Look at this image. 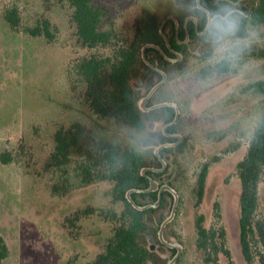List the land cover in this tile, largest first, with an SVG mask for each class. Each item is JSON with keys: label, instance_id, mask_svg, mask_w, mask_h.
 I'll use <instances>...</instances> for the list:
<instances>
[{"label": "trees", "instance_id": "obj_1", "mask_svg": "<svg viewBox=\"0 0 264 264\" xmlns=\"http://www.w3.org/2000/svg\"><path fill=\"white\" fill-rule=\"evenodd\" d=\"M247 1L250 5L245 6V14L235 13L229 17L234 21L232 25L222 17L230 9L229 0H202V4L215 16L214 30L224 24L232 36L242 38L248 35L250 27L264 24V0H242V3ZM171 3L177 8L171 13L179 23L178 34L174 19H167L163 25L171 15L161 19L157 14L144 10L126 40L120 38L113 25L107 24L109 12L95 0H5L0 7V19L14 36L43 41L48 45L56 44L62 32L71 37L75 58L71 59L65 70L67 94L66 100L60 101L62 109L68 113L62 117L60 124L59 111L44 114L46 119L56 124L52 131L53 150L44 169L52 178L53 194L58 196L94 184L110 185L115 207L100 209V215L112 222L113 232L106 240L104 249L87 264H167V259L159 252L162 249L159 245L164 246L159 238V230L166 216L163 213L156 215L159 209L166 207L167 199L163 198L159 208L141 209L139 206L157 201V191L131 192L130 197L138 206L128 196L132 189L149 187L150 180L143 174L144 168L163 166L155 148L162 143L175 141L167 137L162 129L154 128V122L162 119L167 123L172 120L173 107L163 106L145 111L139 106V100L154 85L156 76L162 77L147 61L164 70L170 78L172 69L181 71L185 68L192 47L202 48L199 55L202 59L210 57L213 50V34L208 31L202 36L196 30L197 24L199 30H203L208 21L206 11L198 7L197 0H171ZM190 16L199 22L196 24V20L190 19ZM162 26L168 42L161 32ZM187 31L190 42L179 43V39L187 37ZM150 44L159 48L146 47V61L143 48ZM102 49L105 52H100ZM172 49L183 55L180 62L171 63L166 58L176 57ZM215 68L219 72L234 69L228 59L211 70ZM202 72L207 74L206 68ZM243 91L262 96L263 114L249 140L247 152L238 164L241 182L240 245L247 264H255L256 260L264 264V218L258 213L260 184L264 176V79L246 84ZM163 100L158 99L160 102ZM179 123L169 127L168 132L175 131ZM123 127L132 132L126 135L128 138L124 141L118 135ZM25 139L22 134L18 144H23ZM185 141L163 148L161 154L173 153L175 158L168 162L167 169L148 170L147 175L156 180L165 176L161 184L174 187L175 180L185 173L177 160V152L184 149ZM239 146L233 143L223 153L234 151ZM221 159L222 156L214 155L201 165L195 187L196 205L199 206L205 197L212 163ZM15 160L14 149L0 150L2 163ZM151 197L152 200L149 199ZM118 204L121 205L120 209L116 208ZM214 209L216 215L220 216L217 202ZM92 211L94 208L88 207L74 212L66 218L68 226H76L82 214L87 215ZM204 221L203 214L196 215V245L204 252L206 263L221 264L219 257L222 254L227 264H235L225 228L207 227ZM10 254L8 241L0 232V264Z\"/></svg>", "mask_w": 264, "mask_h": 264}, {"label": "rangeland", "instance_id": "obj_2", "mask_svg": "<svg viewBox=\"0 0 264 264\" xmlns=\"http://www.w3.org/2000/svg\"><path fill=\"white\" fill-rule=\"evenodd\" d=\"M4 1L0 0V7ZM95 2L108 10L107 24L113 25L122 40L131 36L144 10L161 19L177 10L171 0ZM248 32L242 38L232 36L229 30L215 35L211 40L212 54L206 59L199 56L202 48L192 47L185 68L172 69V76L156 93L158 99L180 106L178 131L184 135L183 141L186 139L184 149L177 152V160L185 170L184 176L174 182L179 203L164 231L167 239L183 246L175 264H208L204 252L196 245L197 214L204 215L207 227L223 226L234 263L247 264L240 245L238 164L247 152L263 106L262 96L243 88L264 79V24L250 27ZM72 49L71 37L64 32L56 44L48 45L14 36L0 19V150L16 151L14 162L0 161V232L11 250L3 264H87L104 249L113 232L112 222L100 215V209L115 207L110 185L94 184L58 196L53 194L52 178L44 169L53 150L52 131L56 125L44 114L59 111L60 124L68 113L60 101L66 100L64 78L67 65L75 58ZM225 59L233 63L232 71L211 70ZM204 68L207 74H203ZM36 112L41 114L34 115ZM154 123L158 130L165 125L162 119ZM119 130V139L123 141L132 133L126 127ZM22 134L26 139L20 145ZM233 143L240 146L223 153ZM214 155L222 159L212 163L205 197L198 206L195 196L198 172ZM167 156L168 162L175 158L173 153ZM216 202L220 216L214 209ZM88 207L94 211L82 214L76 226H68L67 217ZM258 213L264 218V176ZM159 246L168 264L173 258L172 251ZM219 261L227 264L222 254ZM255 264L261 263L256 260Z\"/></svg>", "mask_w": 264, "mask_h": 264}, {"label": "water", "instance_id": "obj_3", "mask_svg": "<svg viewBox=\"0 0 264 264\" xmlns=\"http://www.w3.org/2000/svg\"><path fill=\"white\" fill-rule=\"evenodd\" d=\"M197 3H198V5H201V0H197ZM208 12H209V11H208ZM208 14H209V23H208V26H209V25H210V21H211V14H210V12H209ZM169 18L174 19V20L176 21L177 26L179 25L177 19H176L174 16H169V17H167L166 20H164L163 25L166 23L167 19H169ZM191 18H192L193 20H196L195 17H191ZM188 19H189V18H188ZM188 19H187V20H188ZM206 30H207V28H206ZM161 32L163 33V26L161 27ZM163 34H164V33H163ZM164 37H165L166 41L168 42V37H167V35L164 34ZM188 38H189V32L187 31V38H186L185 41H187ZM148 46L158 47V46H156V45L150 44V45H146V46L143 48V56H144V58H145L146 61H147V59H146V57H145V52H144V51H145L146 47H148ZM169 46H170V45H169ZM158 48H159V47H158ZM176 54H177V57H176L175 59H172V61H181L182 58H183V55H182L180 52H176ZM147 62H148V64H149L150 66H152L153 68L157 69V70L163 75V77H162V79H161L160 82H158L157 84H155V85L153 86V88L150 90V92H149L147 95H145L144 97H142V98L139 100V106L141 107V109H143V110H145V111H149V110H152V109H154V108L163 107V106H171V107H173V108L175 109V116H174V119H173L170 123L165 124L164 127H163V129H162V130L166 133L167 128H168L169 125H173V124L177 123V121H178V119H179V117H180V114H181V108H180V106L178 105V103H176V102H174V101H163V102H160V103H156V104L148 105V101H149L151 95L154 93V91H155L156 89H158L162 84H164V83L166 82V80H167V76H168V75H167V73H166L164 70L159 69V68L153 66L149 61H147ZM175 136L178 138L177 141H175V142H165V143H162V144L158 145V146L155 148V153H156V155L160 158V160L162 161L163 166H162L161 168L147 167V168H144V169H143V174L146 175L147 177H149V180H150V185H149V187L146 188V189L135 188V189H132V190L129 191V193H128L129 199L133 202V204H134L135 206H138V205H137V202L134 201V200L130 197L131 192H133V191H135V192H146V191H153V190H156L157 188H159V186H160L159 182H158L157 180H155L153 177L148 176V175H147V171H148V170H153V171H155V170H164V169H166V167H167V165H168V160H169V158H168V156L165 158V157L161 154L160 151H161L163 148H166V147H174V146L178 145V144H179L181 141H183V139H184V135L181 134V133H177ZM164 190H168V191H170V192L173 194V196L175 197V201H174V206H173L172 213H171V214H170V215H169V216H168V217L162 222V224H161V227H160V230H159V238L162 240V243L167 244L169 247H175V248H177V253H176V254L174 255V257L168 262V264H175V263L177 262V260L179 259V257L182 255L183 246H182L180 243H178V242H170L169 240H167V239L165 238V235H164V230H165L166 225H167V224H168V223L174 218V216H175L176 208H177V204H178V202H179V195H178V193H177L176 190H175L173 187H171L170 185H168V184H164V185L160 186L159 197H158V199H157V201H156L155 203H153V204H148V205H145V206H139V208H141V209H146V208H149V207H156V206H158V205L160 204L161 197H162V192H163Z\"/></svg>", "mask_w": 264, "mask_h": 264}, {"label": "flooded vegetation", "instance_id": "obj_4", "mask_svg": "<svg viewBox=\"0 0 264 264\" xmlns=\"http://www.w3.org/2000/svg\"><path fill=\"white\" fill-rule=\"evenodd\" d=\"M229 4H230V9H229V11L227 12V14H225V15H222V17L225 19V20H227V22L229 23V24H231V23H233L234 21L232 20V18H229L230 16H232L233 14H235V13H244L245 14V6H249L250 5V3L247 1V2H245L244 4L242 3V0H229ZM198 7L200 8V9H203V10H205L206 11V13H207V15H208V21H207V24H206V26L203 28V30H199V26H198V22L199 21H195L196 22V30L197 31H199V33H200V35H206L207 33H208V31L209 32H211L212 34H213V36H212V39H214L216 36L215 35H220V34H222V32L223 31H225L226 30V27H225V25L224 24H222V26L220 27V29H213L212 28V25H213V22H214V18H215V16H213L212 15V13L202 4V0H201V5H198ZM210 12V14H211V21H210V25L208 26V23H209V12ZM191 17H194V16H190L189 18L191 19ZM196 19V18H195ZM232 25V24H231ZM206 28H207V30H206ZM178 30H179V25H178V27H177V34H178ZM187 38V37H186ZM186 38L184 39V40H180L179 39V43H186V44H188L189 42H190V34H189V38H188V40L187 41H185L186 40ZM172 51H174V53H176L177 51H175V50H173L172 49ZM176 57H177V55H176ZM176 57H169V56H166V58L171 62V63H177V62H180V61H172V59H175ZM183 59V58H182ZM157 70V69H156ZM157 77V80H156V82L154 83V85L155 84H157L158 82H160L161 81V79H162V77H163V75H162V77H160V75L158 76H156ZM167 78H168V76H167ZM167 82V81H166ZM165 82V83H166ZM165 83L164 84H162L158 89H156L155 91H154V93L151 95V97H150V99H149V101H148V105H152V104H156V103H160V101H158V98H157V96H156V93L158 92V90H160V89H162L163 88V86L165 85ZM153 85V86H154ZM153 86L149 89V90H147L146 91V93L144 94V95H147L149 92H150V90L153 88ZM160 108V107H159ZM155 109V108H154ZM153 109V110H154ZM171 116H173V118H172V120L174 119V116H175V109H174V112H173V115L171 114ZM180 117H181V114H180ZM180 117H179V119H178V121H177V123L179 122V120H180ZM171 120V121H172ZM170 121V122H171ZM170 122H167V123H170ZM167 123H165V124H167ZM177 123H175V124H177ZM175 124H173V125H175ZM173 125H169L168 126V128L169 127H171V126H173ZM167 128V129H168ZM164 132V131H163ZM165 133V132H164ZM177 133H180L179 131H178V127H176L175 128V131H172V132H168V130L166 131V133H165V135L167 136V137H170V138H174L175 139V141H177L178 140V138L175 136ZM174 141V142H175ZM162 155L166 158L167 157V154L166 153H162ZM159 158V157H158ZM159 160H160V158H159ZM160 162L162 163V161L160 160ZM163 164V163H162ZM168 166V165H167ZM166 169H167V167H166ZM165 170V169H164ZM164 177L165 176H162V178H160L159 180H157L158 182H159V184H160V186H162V184H161V180L163 181V179H164ZM156 180V179H155ZM164 183H166V182H164ZM164 185V184H163ZM160 186H159V188H157L156 190H153V191H157V194H158V197H159V190H160ZM172 187V186H171ZM174 188V187H173ZM148 192H150V191H148ZM166 198L167 199V205H166V207L165 208H162V209H159V211L157 212V216L159 215L160 216V214H165V213H167V211H168V215H166V217H165V219L172 213V210H173V206H174V201H175V197L173 196V194L172 195H170V191H168V190H164L163 192H162V197H161V201H160V204L162 203V201H163V198ZM149 199H151L152 200V197L151 198H149ZM156 201H153L152 203H150V204H153V203H155ZM179 203V202H178ZM160 204L158 205V206H156V208H159V206H160ZM177 206H178V204H177ZM176 210H177V208H176ZM164 219V220H165ZM173 220V219H172ZM171 220V221H172ZM166 230V229H165ZM164 230V231H165ZM164 235H165V233H164ZM166 238V237H165ZM167 239V238H166ZM167 240H169V239H167ZM170 241V240H169ZM161 242H162V240H161ZM171 242V241H170ZM165 247H168L171 251H172V255H171V258L172 257H174V255L177 253V248H175V247H169L167 244H165V243H162ZM181 257V256H180ZM179 257V258H180ZM179 260V259H178ZM177 260V261H178Z\"/></svg>", "mask_w": 264, "mask_h": 264}]
</instances>
